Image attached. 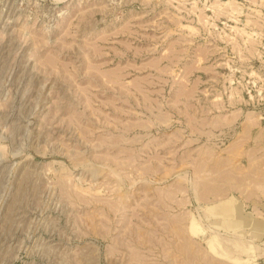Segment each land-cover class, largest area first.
<instances>
[{
	"label": "rangeland",
	"instance_id": "rangeland-1",
	"mask_svg": "<svg viewBox=\"0 0 264 264\" xmlns=\"http://www.w3.org/2000/svg\"><path fill=\"white\" fill-rule=\"evenodd\" d=\"M0 264H264V0H0Z\"/></svg>",
	"mask_w": 264,
	"mask_h": 264
},
{
	"label": "bare ground",
	"instance_id": "bare-ground-1",
	"mask_svg": "<svg viewBox=\"0 0 264 264\" xmlns=\"http://www.w3.org/2000/svg\"><path fill=\"white\" fill-rule=\"evenodd\" d=\"M247 192V191H246ZM235 206V205H234ZM233 206V207H234ZM229 208V210L228 209H224V208H219V209H221V210H216L215 212L217 213V215L220 217V219H221V223L222 224H224V226H226V225H228V224H235V222L236 221H238V219L240 218V220L241 219H244V217L247 219V217L246 216H243L242 214L241 215H239V213H238V210H236V208L234 209V208ZM227 210H228V212H227ZM229 211L231 212V213H233V214H237V215H235L234 216V219H230L229 218V214L227 215V213H229ZM228 219H230V220H228ZM239 222V221H238ZM192 231H196V227L194 226V225H192ZM201 232V231H200ZM238 232V231H237ZM212 241V240H211ZM210 244V243H209ZM211 244H212V246L213 245H215V243H214V240H213V242H211ZM211 244L209 245V246H211Z\"/></svg>",
	"mask_w": 264,
	"mask_h": 264
},
{
	"label": "crops",
	"instance_id": "crops-1",
	"mask_svg": "<svg viewBox=\"0 0 264 264\" xmlns=\"http://www.w3.org/2000/svg\"><path fill=\"white\" fill-rule=\"evenodd\" d=\"M234 206V204L229 200V201H226V202H224V203H221L218 207H217V210L219 209V208H224V209H228L229 210V208H232ZM234 209L236 208V210H238L239 208L238 207H233ZM219 210H221V209H219ZM228 210H227V212H228ZM229 214V218L230 219H234V216L235 215H237L236 213L235 214H233V213H231L230 211H229V213H227V215ZM239 215H241L240 214V212H239ZM243 215V214H242ZM244 216V215H243ZM247 216V215H246ZM247 218H249L248 216H247ZM230 219H228V220H230ZM243 222H245V221H243ZM258 226V225H257ZM228 227V226H227ZM230 228H232V227H230L229 226V228H227V229H230Z\"/></svg>",
	"mask_w": 264,
	"mask_h": 264
}]
</instances>
